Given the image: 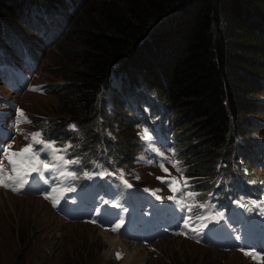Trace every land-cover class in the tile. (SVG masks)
Instances as JSON below:
<instances>
[{
	"label": "trees",
	"instance_id": "16d2710c",
	"mask_svg": "<svg viewBox=\"0 0 264 264\" xmlns=\"http://www.w3.org/2000/svg\"><path fill=\"white\" fill-rule=\"evenodd\" d=\"M34 13L46 22H29ZM53 45L63 81L45 90L65 113L42 129L60 148L71 145L63 154L80 161L67 166L76 185L98 163L100 193L122 197L121 172L129 180L122 165L136 158L140 138H113L107 128L120 118L127 129L144 122L153 130L151 116H161L184 172L210 195L221 221L243 227L249 192L264 187L252 180L254 167L264 168L257 136H264V0H0V64L29 55L36 70L37 46Z\"/></svg>",
	"mask_w": 264,
	"mask_h": 264
},
{
	"label": "rangeland",
	"instance_id": "374dc122",
	"mask_svg": "<svg viewBox=\"0 0 264 264\" xmlns=\"http://www.w3.org/2000/svg\"><path fill=\"white\" fill-rule=\"evenodd\" d=\"M91 1L86 0V5ZM75 17L76 14H72L68 25ZM32 19L34 21L44 19L46 22L44 15L39 13L30 14L28 21L30 22ZM26 32L30 33L29 38L40 39L41 34L39 32L34 30H26ZM37 48H40L36 50L37 69L34 73L22 69L23 72L20 74L21 78L30 77L28 85L21 86L15 91L0 78V109H4L6 115L9 114L8 120L14 115L9 125V134L0 131V143L6 135H9L5 144L6 146L11 144L13 151L19 150L20 147L27 144L28 141L25 139L27 133L41 131L43 138H46L43 134V125L47 124L49 118H56L57 115L61 116L65 113V107L61 100L55 93H46L48 88L45 87L63 81L60 75V49L57 48V45L48 46L43 50L41 46H37ZM3 100H7L8 103ZM127 106L132 108V112H137L134 105L129 103ZM17 108L23 110L30 122L16 124ZM122 111H125V108ZM128 115H131V113L127 112ZM138 118L143 119L139 115ZM155 119L157 118H154L152 123L156 128V132H151L144 123L138 124L132 130L127 129L125 125L121 126L123 121L120 118L113 120L107 130L109 136L113 138L120 136L123 140H130L129 135L131 133L133 136H139L144 129H147L150 137L153 135L151 142L146 143L141 150L136 151L138 154L129 166L125 164L122 166L127 167L131 182L139 185L145 192L152 193L156 199L157 196L160 197L158 199L160 201L159 207L164 206L165 212L161 213L159 220L163 222L168 218L170 219L172 215L174 223L169 222L170 229L163 234H149V241L146 244L139 242L127 233L124 226L147 230L153 229L154 215L158 209L157 203L152 200L143 202L139 208L132 206L128 212L119 211L118 217L113 214L112 210L96 207V201L88 200V197L83 196L78 190H75V192L65 191L71 185L70 181L65 180L64 177L60 178L65 181L59 184L60 190L53 194L54 197H60L56 207H53L52 203L42 197L39 192L30 194L26 190V184L18 192L0 187V191H6L19 197V200H14L13 203L0 204V264H125L127 258L130 259L129 264H257L256 261L245 256L243 252L234 249L222 250L220 248L223 243L231 241V239H222L223 235L216 226L217 220L220 219L216 216L217 212L213 214L214 219L211 221H198L194 218L189 221L190 228H199L201 223L206 225L199 234L182 228L186 215L192 217L201 214L207 217V215L204 208H194L190 213L182 210L176 201L168 199L172 194H170L167 186L157 179L158 176L165 175L159 167V163L163 158L158 153L162 152L164 157L179 161L183 170L184 162L178 155L177 157L175 155L174 158L171 156L169 148L176 153V144L172 136L167 138L163 133L167 129V121L161 120V123H159ZM17 128L21 131L18 132ZM257 136L262 140L264 139V136L260 133ZM147 141L149 140H145L144 143ZM36 147L38 148V146ZM59 154L62 155V153ZM40 158L45 161L50 159L47 152H43ZM143 158L153 163L149 164ZM97 167H104V165L97 163ZM165 167L169 169L173 176L179 178V174L176 173L167 160H165ZM253 172L255 177L252 180L264 183V168L257 165L254 167ZM187 174L183 171V175L189 178ZM52 175L55 178V175ZM244 176L241 174V177ZM29 178L30 176L27 177V180ZM252 180H247L246 184L250 186ZM56 183L58 182L56 181ZM56 183L54 187H57ZM189 184L188 191L196 192L198 195L194 199H185L186 205L194 203L210 205L213 202L210 195H204L203 192H200L202 187L196 186L191 178H189ZM69 194L71 198H68ZM27 197H40L43 199L50 206L52 217L45 222H41L42 220L37 222L33 219L35 216H32L33 212L31 210L29 215L23 212L22 217L16 220L13 206L17 204L15 211L19 212L22 209V207L19 208V205L23 204ZM0 198L7 200L2 193H0ZM107 199L106 203H110ZM65 202L71 205L64 208L63 204ZM76 204H81L82 209L89 208L91 210L89 214L95 217L96 223L93 224L85 219H66L67 212L72 210ZM121 221L120 229L113 232L112 227L117 223H121ZM88 224H92L95 228H89ZM99 229L109 231L127 241L122 243L126 247L125 253L114 250L110 254L108 252L107 237L99 232ZM181 231H187L188 234H178ZM182 239L184 242L181 241ZM205 240L209 246L203 245V242L207 243ZM117 253L121 254L119 259L116 257ZM260 264H264V261H261Z\"/></svg>",
	"mask_w": 264,
	"mask_h": 264
},
{
	"label": "snow or ice",
	"instance_id": "6c2138e0",
	"mask_svg": "<svg viewBox=\"0 0 264 264\" xmlns=\"http://www.w3.org/2000/svg\"><path fill=\"white\" fill-rule=\"evenodd\" d=\"M17 119L16 124L19 125L20 123L24 122H30L28 120V117L25 115L22 109L17 108ZM70 128L75 129V125H69ZM17 131L20 132L21 130L17 128ZM141 138L144 140H150L151 137L147 131V129L142 130V133L140 134ZM25 139L28 141L26 145L19 148V150L13 151L12 145L9 144L6 147L0 146V151H2L3 155L0 156V187H4L7 189H10L14 192L20 191V189L27 183V177L31 175L33 172L41 173L43 172H49L55 175L57 183V187H52L51 191H46L42 193L44 195V198L46 200H49L53 207H56L59 203L60 197H54L53 193H56L59 191V184L64 183L65 181L61 180V177H64L65 180H74L76 178V174L72 171L67 170L68 165L72 164H79V159L70 160L65 159L64 155H61L59 153L67 152L69 148H71L70 144H65L63 148H57L55 146V141L52 140H45L43 138L41 131H35L30 132L25 135ZM36 146H39L38 148ZM170 152H173V149H169ZM42 152H47L50 159L45 161L40 158ZM159 156H161L163 159L159 163V167L163 173H165L164 176H158L157 179L161 181L162 184L166 185L169 191L172 193L171 196L168 197V199L176 201L182 210H186L187 212H192L194 208H205L207 207L206 204H199L194 203L192 205H186L185 199L187 198H195L198 193L193 191H187V189L190 188L189 184V178L185 177L183 175V169L180 167V162L174 159H168L167 157H164V153L160 152L158 153ZM165 160L169 164H171L172 168L175 169L176 173L179 174V178L177 176H173L172 173L169 171L167 167H165ZM149 164L153 163L152 161H148ZM100 175H104V173H99ZM84 175H90L89 173H85ZM121 180L124 182V184L128 187H131L127 183L126 180H124L123 173L120 174ZM138 178V177H137ZM47 183V181H45ZM74 189L67 188L65 191H72ZM159 191V190H155ZM62 195V192H61ZM157 199H160L159 196H157ZM260 204H264V201L259 202ZM253 205H256L257 202L253 201ZM216 216H221L220 213H216ZM196 219L198 221H204V220H211L212 217L208 216L205 217L202 214L197 215L195 217L186 215L184 217V222L182 225L183 229H186L191 232H196L199 234V232L202 230L203 227L206 225L201 223L199 228H190L189 227V221L191 219ZM96 221L93 220L92 223H95ZM122 224L117 223L112 227V231L116 232L120 229ZM180 235H187V231H181L178 233ZM243 254L245 256L250 257L252 260L256 261L257 264H260L261 261H264V254L256 252L254 249H241ZM121 256L120 253L116 254L117 259H119Z\"/></svg>",
	"mask_w": 264,
	"mask_h": 264
},
{
	"label": "bare ground",
	"instance_id": "6f19581e",
	"mask_svg": "<svg viewBox=\"0 0 264 264\" xmlns=\"http://www.w3.org/2000/svg\"><path fill=\"white\" fill-rule=\"evenodd\" d=\"M0 193L4 194L7 198L6 201L3 198H0V204L1 205H4V203H6V202L7 203H13L14 200H19L18 196L12 195L9 192L0 191ZM16 207H17V204L13 206V213H14V217L16 218V220H18L20 217H22L23 212H25L29 215L31 213V210L33 212L32 216H35V217H33V219L36 220L37 222H39L41 220H42L41 222H45L50 217H52V211L49 208L50 206H48V204L43 199H41L40 197H27L24 200V203L19 205V208L22 207V209L19 212L15 211ZM38 214H40V215H38ZM61 220H60V222H61ZM88 226H89V228H95V226L90 225V224H88ZM99 232H101L105 237H107V242L109 243L108 252L110 254L113 253L114 250H119L121 253H125L126 247L122 243L123 242L126 243L127 241L122 240L121 237H119L115 234H112L109 231H105V230L101 229ZM181 241H183V239ZM129 263H130V259L127 258V261L125 264H129Z\"/></svg>",
	"mask_w": 264,
	"mask_h": 264
}]
</instances>
